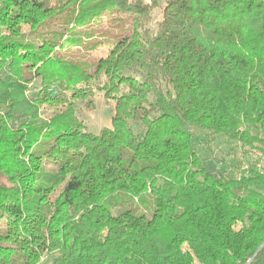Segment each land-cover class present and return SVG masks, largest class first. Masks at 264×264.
<instances>
[{"label":"trees","instance_id":"trees-1","mask_svg":"<svg viewBox=\"0 0 264 264\" xmlns=\"http://www.w3.org/2000/svg\"><path fill=\"white\" fill-rule=\"evenodd\" d=\"M263 243L264 0H0V264H264Z\"/></svg>","mask_w":264,"mask_h":264},{"label":"rangeland","instance_id":"rangeland-1","mask_svg":"<svg viewBox=\"0 0 264 264\" xmlns=\"http://www.w3.org/2000/svg\"><path fill=\"white\" fill-rule=\"evenodd\" d=\"M154 18L158 19L160 17V11L155 10L154 12ZM106 18L104 21L106 22ZM106 26V25H105ZM110 46L105 43L99 47V49L96 51V54L99 55H105ZM33 85H39V82L36 81ZM38 87L33 89V92L35 89H38ZM95 107L92 110H86L85 107L83 106L82 103L78 104V113L80 117L84 120L86 125L88 126V129L92 131V133H99L100 130L103 127L110 126L111 125V119H112V105L113 102H107L105 99L103 92L97 90L95 94ZM199 142L202 145V148H206V144L203 140V138L199 139ZM143 210L146 213L150 212V207L144 206L142 207ZM52 262V257L51 256H45L38 264H50Z\"/></svg>","mask_w":264,"mask_h":264},{"label":"water","instance_id":"water-1","mask_svg":"<svg viewBox=\"0 0 264 264\" xmlns=\"http://www.w3.org/2000/svg\"><path fill=\"white\" fill-rule=\"evenodd\" d=\"M263 246H264V243L260 246V248L258 249V251H260L263 248ZM253 259H254V256L246 264H250Z\"/></svg>","mask_w":264,"mask_h":264}]
</instances>
